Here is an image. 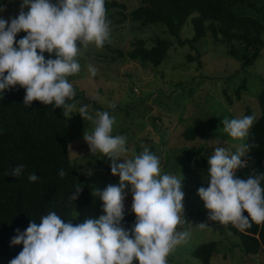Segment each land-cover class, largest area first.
I'll list each match as a JSON object with an SVG mask.
<instances>
[{"label": "clouds", "instance_id": "9594fccd", "mask_svg": "<svg viewBox=\"0 0 264 264\" xmlns=\"http://www.w3.org/2000/svg\"><path fill=\"white\" fill-rule=\"evenodd\" d=\"M20 32L25 35L17 40ZM110 33L105 0H21L18 15L0 17V94L19 86L24 89L26 107L38 101L62 109L65 118L79 113L93 126L83 133L89 154L108 157L111 174L119 177L118 185L93 189L92 195L102 202V215L73 224V218L66 221L50 211L39 223L33 220L23 231L16 229L10 243L23 247L9 264H168V257L190 238L191 233L183 230L188 222L182 173H162L159 157L148 148L129 156L127 137L113 135L116 120L109 111L93 113L89 105L77 108L70 103L76 91L69 77L81 71L82 50L90 45L103 48ZM44 53L54 58H46ZM87 71L92 77L98 73L92 64ZM254 122L253 115L222 120L223 132L241 143L235 152L212 147L207 160L208 186L197 189L208 210L207 219L224 227L231 225L241 233L253 224L264 226V173L237 176L248 167V153L258 147L250 141ZM23 168L17 165L10 175L19 177ZM85 174L91 175V170ZM59 175L63 178L66 172L61 170ZM37 179L35 174L28 176L30 182ZM126 188L132 195L135 216L130 229L122 226ZM75 189L71 201L81 191L79 186ZM198 227L209 226L201 222Z\"/></svg>", "mask_w": 264, "mask_h": 264}, {"label": "rangeland", "instance_id": "374dc122", "mask_svg": "<svg viewBox=\"0 0 264 264\" xmlns=\"http://www.w3.org/2000/svg\"><path fill=\"white\" fill-rule=\"evenodd\" d=\"M117 1L125 5L121 9L125 12L138 3V0ZM20 3L21 0H11L3 4L0 17L14 18L20 11ZM263 3V0L258 2L259 5ZM119 9L109 11L111 33L104 47L97 49L90 45L82 50L79 57L81 71L69 77V81L75 89L82 90L90 102L78 100L73 103L77 108L89 105L93 113L110 109V115L116 120L113 135L127 137L129 156L148 148L159 157L162 173L177 176L182 173L183 204L188 222L183 230H188L191 235L168 257V264H203L191 251L198 244L208 241L217 244L209 264H264L263 254H245L236 235L219 222L207 219L208 210L197 195V189L207 181L201 157L205 156L208 169L207 160L212 154V147L219 145L232 152V148L241 143L223 132L222 120L225 117L259 115L257 95L264 86V48L251 65L241 68L238 60L224 52V43L207 32L195 44V48L188 44L171 47L159 66L145 65L120 57L118 51L130 50L138 39L151 46L156 36L167 37L168 34L157 24L141 26L129 18L117 22L120 15L116 11ZM24 10L27 11V8ZM244 13L264 20V8L259 11L245 9ZM190 18L181 29L183 39L193 35ZM187 55L193 58L189 59ZM110 58H115L114 62L107 61ZM89 64L98 69L95 77L87 71ZM242 82H245V89L240 90V99L237 100L234 90ZM112 104L116 106L115 109L109 107ZM247 108L251 112L247 113ZM68 122L73 125L69 138L71 161L88 178L92 197L90 205L78 209V215H75L77 222H83L86 218L99 216L96 213L102 202L92 195L93 189L103 190L109 184L118 185L119 178L112 179L104 171V166L111 163L108 157L97 158L89 154L83 133L92 130L91 122L84 121L79 113L71 114ZM188 126L199 130L198 136L191 142L182 135ZM199 147L202 150L195 158L184 155L188 150ZM89 170L92 174L86 175ZM131 203L132 195L126 188L124 215L131 209ZM201 222L209 227L200 229L198 224ZM13 258H0V264H9Z\"/></svg>", "mask_w": 264, "mask_h": 264}, {"label": "trees", "instance_id": "16d2710c", "mask_svg": "<svg viewBox=\"0 0 264 264\" xmlns=\"http://www.w3.org/2000/svg\"><path fill=\"white\" fill-rule=\"evenodd\" d=\"M9 1L0 0V7ZM261 1L138 0L137 5L128 12L121 10L125 5L117 0H105V6L107 18L111 9L119 7L116 11L120 15L117 22L129 18L141 26L157 24L168 34L167 37L156 36L151 46L138 39L130 50L118 51L122 58L157 67L167 57L171 47L188 44L195 48V44L208 32L215 40L223 42L226 46L224 52L238 60L241 68H245L254 62L264 48V20L248 15L244 10L263 9L264 3L258 4ZM189 17L193 35L183 39L180 36L181 29ZM23 35L24 32L18 33L16 39ZM44 55L54 58L48 53ZM187 57L193 58L190 55ZM114 60L110 58L107 61ZM242 88L245 89V82L234 90L237 100L240 99ZM75 91L76 96L70 103L78 100L90 102L82 90ZM24 94V89L19 86L0 94V258L15 257L22 250V244L10 243L16 235V229L23 231L33 220L39 223L40 217L50 211H55L66 221L73 218V224L82 223L77 222L74 216L78 209H84L92 202L88 178L71 161L69 138L73 125L63 116L60 108L45 106L38 101L26 107L23 104ZM257 104L259 115L250 129V141H254L258 147L248 153V167L237 173L241 178L264 173V86L257 95ZM247 110V113L251 112V109ZM107 111L111 112L110 109ZM198 134L199 130L194 126L186 127L182 133L189 142ZM238 146L236 144L232 152ZM201 150L202 147L188 150L184 155L195 158ZM201 159L204 166L202 170L207 174L206 158L203 155ZM21 164L24 165L21 175H10L12 169ZM61 170L66 172L63 178L59 175ZM104 171L112 179L119 178L111 174L110 164L104 166ZM29 174H35L38 179L30 182ZM77 186L81 187V191L77 199L71 201L69 196L75 194ZM207 186L208 181L203 183V187ZM101 212L102 204L96 214L100 215ZM134 220L135 216L129 209L124 215L122 226L130 229ZM227 228L238 237L245 254L264 255V226L253 224L246 233L239 232L231 225ZM216 249V242L208 241L198 244L191 252L203 264H209Z\"/></svg>", "mask_w": 264, "mask_h": 264}]
</instances>
